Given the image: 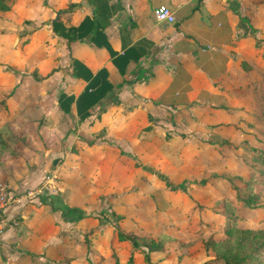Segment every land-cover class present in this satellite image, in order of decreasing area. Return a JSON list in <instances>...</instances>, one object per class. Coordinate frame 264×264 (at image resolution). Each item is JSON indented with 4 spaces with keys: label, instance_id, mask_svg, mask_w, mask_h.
<instances>
[{
    "label": "crops",
    "instance_id": "obj_1",
    "mask_svg": "<svg viewBox=\"0 0 264 264\" xmlns=\"http://www.w3.org/2000/svg\"><path fill=\"white\" fill-rule=\"evenodd\" d=\"M160 3L172 22L153 17ZM263 16L264 0H9L0 11V58L23 61L16 72L0 67V134L13 149L0 165L9 193L0 264L31 263L26 245L44 242L53 196L47 160L66 155L70 143L80 144L70 149L78 157L104 145L85 139L90 121L104 126L106 141L137 148L138 157L150 156L138 145L160 126L153 120L162 111L188 128H233L223 124L228 111L253 102L249 80L261 58L254 32L264 30ZM22 24L26 36L13 52L16 45L7 44Z\"/></svg>",
    "mask_w": 264,
    "mask_h": 264
},
{
    "label": "rangeland",
    "instance_id": "obj_2",
    "mask_svg": "<svg viewBox=\"0 0 264 264\" xmlns=\"http://www.w3.org/2000/svg\"><path fill=\"white\" fill-rule=\"evenodd\" d=\"M3 29L1 25L0 34ZM12 30L15 34L7 45H16L14 50L24 42L26 29L22 24ZM254 33L261 58L249 80L253 102L228 111L229 121L223 123L237 129L216 130L212 127L217 123L212 122L208 128H188L181 118L173 123L171 113L162 111L160 121L153 120L160 126L149 132V141L138 145L148 146L150 156L138 157L137 148L134 152L128 144L106 141L104 126L90 121L82 130L85 139L104 145L85 150L78 157L71 150L80 144L67 143L66 155L59 152L47 160L45 174L50 181L47 176L44 179L50 184L46 190L53 196L48 197L44 242L41 246L26 245L30 264H113L114 259L118 264H147L143 246H134L118 231L138 237L147 234L155 238L160 232L173 237L162 250L149 252L150 264H224L207 256L201 243L209 235L217 238L225 225V217L217 216L220 199L226 197L235 204L239 226L253 227L264 221V208H250L237 200L235 193L245 196L251 189L261 192L255 201H264V163L256 150L264 147V30ZM0 39H5L4 35ZM10 56H2L7 61L0 58V67L16 72L14 64L23 59L11 62ZM3 84L8 87L11 82L5 80ZM180 113L184 117L186 112ZM35 115L29 112V116ZM148 119L152 121L150 116ZM237 174L241 179L234 177ZM220 175H232L237 190ZM200 179L206 180L203 185ZM181 181L183 185L178 187ZM247 181L251 188L246 187ZM62 206L71 207V213ZM39 255L42 257L38 259Z\"/></svg>",
    "mask_w": 264,
    "mask_h": 264
},
{
    "label": "trees",
    "instance_id": "obj_3",
    "mask_svg": "<svg viewBox=\"0 0 264 264\" xmlns=\"http://www.w3.org/2000/svg\"><path fill=\"white\" fill-rule=\"evenodd\" d=\"M8 7L9 0H0V11L7 10ZM33 75L35 78H40L37 74ZM233 128L234 130L237 129L235 126ZM222 140L224 142L227 141L225 138ZM256 150L258 151V157L264 163V147L257 148ZM12 151L13 149L9 143L0 134V165L2 164L3 154L5 152L11 153ZM134 164H137V162L135 161ZM261 174L264 175V167L262 168ZM218 177L227 180L230 187L234 189L238 188L233 184L232 175H220ZM234 177L241 179L238 174ZM205 181V179H200L199 183L203 185ZM182 185V181L178 183V187H182ZM246 187L251 188L248 181ZM249 190L245 196H239L238 191H235L237 200L242 201L250 208H264V201H255L261 192ZM219 203H221V208L217 216L225 217V225L222 227L221 233L217 238L209 235L201 240L205 254L211 256L212 259L221 260L224 264H264V221L260 225L253 227L239 226L235 204L226 197H222ZM61 208L66 209L69 213L72 211L71 207L62 206ZM118 234L120 237L128 238L134 246L139 244L143 246L145 249L143 255L147 264H150L148 259L150 251L162 250L164 243L173 239L170 235L161 232L155 238L147 234L138 237L131 232L123 233L118 231ZM113 264H118V261L114 259Z\"/></svg>",
    "mask_w": 264,
    "mask_h": 264
},
{
    "label": "built area",
    "instance_id": "obj_4",
    "mask_svg": "<svg viewBox=\"0 0 264 264\" xmlns=\"http://www.w3.org/2000/svg\"><path fill=\"white\" fill-rule=\"evenodd\" d=\"M152 14L155 20L159 22H172L174 20V16L170 8L162 3L152 7ZM8 197L9 193L7 185L0 182V231L2 230V222L4 220L2 216V209L8 201Z\"/></svg>",
    "mask_w": 264,
    "mask_h": 264
},
{
    "label": "water",
    "instance_id": "obj_5",
    "mask_svg": "<svg viewBox=\"0 0 264 264\" xmlns=\"http://www.w3.org/2000/svg\"><path fill=\"white\" fill-rule=\"evenodd\" d=\"M167 23V22H166Z\"/></svg>",
    "mask_w": 264,
    "mask_h": 264
}]
</instances>
